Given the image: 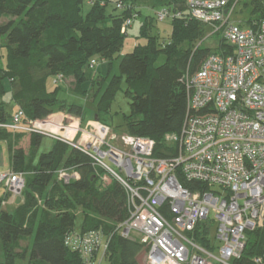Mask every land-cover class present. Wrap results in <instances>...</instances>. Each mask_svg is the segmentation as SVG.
Returning <instances> with one entry per match:
<instances>
[{
  "label": "trees",
  "instance_id": "trees-1",
  "mask_svg": "<svg viewBox=\"0 0 264 264\" xmlns=\"http://www.w3.org/2000/svg\"><path fill=\"white\" fill-rule=\"evenodd\" d=\"M157 1L161 4V0ZM124 2L136 3L135 0ZM85 3V0H0V97L7 94L8 82L14 104L13 113L0 104V124L10 123L20 111L24 114L23 124L45 121L52 117L58 105L69 116L82 119L85 107L60 101V86L54 83L55 79L73 77L79 93L87 80L84 72L91 61L112 64L119 60V74L110 76L109 71L103 79L102 93L96 101L97 120L110 126L106 116L125 78L127 95L132 97V114L126 118L127 134L153 140L155 157H171L174 148L166 143L165 137L182 131L188 102L183 79L188 72L195 74L211 52L196 45L204 39L198 40L201 27L208 26L190 18L187 0L164 1L166 4L160 8L171 5L186 8L178 9L182 17L173 20L170 38H163L162 42L159 34H153L156 20L152 16L140 29L139 38L145 39L146 44H139L122 55L126 38L123 27L130 18V10H118L115 3L112 13L108 14L104 0H94L85 13ZM255 17L264 18V8ZM254 19L251 17L244 23L251 24ZM178 22L182 24L176 25ZM185 43L189 47L183 50ZM160 54L165 55L166 62L156 66ZM51 77L54 90L48 88ZM24 135L29 136L28 152L18 139ZM43 139L41 134L0 128V143L9 148L11 171L26 178L24 191L27 190L28 202V206L9 213L0 200L3 254L0 264H18L25 260L27 264H83L80 256L65 245L66 237L77 231L78 210L83 214L81 233L101 230L110 239L106 252L110 264H142L144 245L122 237L117 231L118 225L129 218L124 186L114 178L101 188L103 175L109 174L98 168L89 155L63 142L55 141L48 153L38 156ZM61 170L75 172L79 178L68 184L61 182L58 180ZM184 185L192 189L198 186L196 183ZM51 186L54 196L64 200L65 205L56 212L53 200L46 199V207L55 212H41L36 222H27L26 208L33 203L34 195L42 197ZM161 211L169 213L167 207ZM213 227L210 221L201 222L194 232L196 242L210 251H214L210 241ZM251 236L256 238L249 244ZM27 238L33 240L29 256L19 250L20 241ZM263 260L264 230H256L248 234L241 258L231 264H262Z\"/></svg>",
  "mask_w": 264,
  "mask_h": 264
},
{
  "label": "built area",
  "instance_id": "built-area-1",
  "mask_svg": "<svg viewBox=\"0 0 264 264\" xmlns=\"http://www.w3.org/2000/svg\"><path fill=\"white\" fill-rule=\"evenodd\" d=\"M237 3L187 0L190 18L212 28L211 36L221 34L223 47L211 50L195 74L184 76L185 122L179 134L165 137L174 148L171 157H155L153 140L129 134L118 137L109 125L95 119L83 122L62 113L23 124L20 111L10 123L0 124L77 148L117 179L127 191L129 211L117 231L126 239L141 238L146 264H231L241 258L248 234L264 230V18L255 17L251 24L231 22ZM116 7L132 9L122 1ZM155 14L159 21L182 17L180 11L167 7ZM135 18L125 21L124 31ZM98 64L93 60L87 69ZM61 80L57 77L56 83ZM78 178L75 172L58 173L59 181L66 184ZM184 183L198 186L192 189ZM0 187L17 196L25 188V176L2 172ZM205 221L217 225L218 255L194 238L196 227ZM103 238L99 231H75L65 245L83 264L98 260L101 264L110 242L107 238L105 244Z\"/></svg>",
  "mask_w": 264,
  "mask_h": 264
},
{
  "label": "rangeland",
  "instance_id": "rangeland-1",
  "mask_svg": "<svg viewBox=\"0 0 264 264\" xmlns=\"http://www.w3.org/2000/svg\"><path fill=\"white\" fill-rule=\"evenodd\" d=\"M86 3L89 1H94V0H85ZM96 1V0H95ZM124 2V0H104V3L107 5L106 6V10L108 12V14L112 13L113 11V5L118 2ZM164 1L169 2L170 0H161V4H166L164 3ZM234 1H238L237 3V7L234 10V13L231 17V22H235L237 24H244V22H248L250 20V18H255V16L260 15L262 12V9L264 8V0H234ZM135 4H131L132 9L129 11L130 13V17L133 15H136L135 21L133 23V25L131 27H128L125 29V33L127 34V37L125 38V44H124V48L122 52L127 53L128 51H130L131 49L134 48V46L136 45V43L141 42L143 43L144 41L146 42L145 39L143 38H138L139 34H140V29H141V25L143 24V18L142 17H146V15H151L154 16L156 22L154 24V29H153V34H158L161 36L160 40L162 41L163 38H167L168 34L170 33V24L171 27H174L175 22H173L174 19L171 18H167L164 21H159L156 17V14H154V9L149 8L147 9L149 6H147L144 2V0H135ZM125 3V2H124ZM91 4V3H90ZM86 5V4H85ZM167 8H171L172 11H177L178 9H186L184 6H180L179 8L175 7L174 5L171 7L166 6ZM133 11V12H132ZM257 13V14H256ZM171 21V23H170ZM162 22H164L165 24L163 26ZM251 23V22H250ZM182 23H176V25H179ZM201 32H200V37L198 40L202 39L204 37V39L202 40L203 44L202 47L203 48H208L211 50H215V49H219L223 47V42H222V35L221 34H217V35H210L212 33V28L210 27H206L203 28L201 27ZM211 37H210V36ZM210 38H209V37ZM208 38V39H207ZM164 41V40H163ZM162 41V42H163ZM197 41L191 43V45H195ZM200 41L197 42L196 45H199ZM137 46V45H136ZM183 50H185L187 47H189L188 43H185L182 45ZM132 51V50H131ZM115 60L113 61L112 64L108 65L109 71H110V76L111 74H113V64ZM166 62V57L164 54H160L158 61L156 62V66H160L163 65ZM103 63H99L98 65L95 66L94 70H89L86 69L84 74L86 76V82L82 85V89L79 93L76 92V82L75 79L73 77H62L61 81H58V84L60 86L59 89V99L60 101H65V103H75L81 106L85 107V114L82 117V119H84L83 122H85L86 120L92 118V117H96L98 115V110L96 107V101L98 100V98L100 97L101 93H102V87H103V82H104V77L102 75H100V66ZM101 76V77H100ZM53 77L49 78L48 80V88L49 89H55V86L53 85ZM56 80L54 81V83H56ZM59 80V79H58ZM6 91L7 94L4 95L3 97H0V104H3V106L6 108V110L9 113H13V109H14V104L11 101V96H10V86L9 83L7 82L6 84ZM84 91V92H83ZM132 97L127 95V82L126 79L123 78L122 79V84H121V88L120 90L116 93L115 98L113 99L111 105H110V111L106 116V120L107 122L110 124L109 127H111L113 134L117 135L118 137H120L121 135H125L127 134V128H126V118H128L129 116H131L132 114ZM59 106V105H58ZM56 107L55 108V112L52 116L54 115H59V114H67L64 110H62L60 107ZM68 115V114H67ZM95 117L91 120H94ZM100 117H104L103 115H100ZM74 118V117H73ZM75 119V118H74ZM19 142H20V146L23 147L24 149L27 150V152L29 151V136L28 135H24V136H20L19 138ZM115 143L117 145H119L118 142L115 141ZM54 145V140L44 136L43 142L41 147L38 149V156H40L43 153H48L52 147ZM7 146V144H6ZM171 146V145H169ZM7 149L9 150L8 146ZM6 152V150H5ZM10 153V152H9ZM7 155V153H6ZM31 160V157L29 158ZM6 165L2 169L3 173H11V170H8L9 168V161H8V155L6 156L5 159ZM30 163V161H29ZM106 163L115 171H118V168L115 164H113L111 161H109L108 159L106 160ZM2 173V172H0ZM29 178V177H28ZM104 178V182L101 181V188L105 187L107 184L111 183L114 180V177L110 176V175H103ZM59 180V179H58ZM25 185H26V178H25ZM25 188L23 189V191L21 192V194L15 196L11 193H8L6 190H4L3 187H0V200L2 201V207L4 206H8L7 203L10 202L12 204L11 207H7V210L9 211V213H13L15 212L18 208H20L21 206H28V202H27V190L24 191ZM52 186L46 191V193L43 194L42 197H39L38 195H34V201L33 203H31L30 207L26 208V221L27 222H36L37 219L40 218L41 212H57L60 211V209L62 208V206L65 205V201L64 200H60L59 197H55L54 194L52 193ZM61 197V196H60ZM46 199H50L53 200V204H54V210L55 211H49V209L46 207L45 205V200ZM16 204H15V203ZM50 204H52L50 202ZM70 204V203H67ZM82 223H83V214L81 212V210L76 211V222H75V229L81 233V228H82ZM93 232V231H91ZM99 232H101L103 234V232L101 230H99ZM88 233V232H87ZM262 233V232H260ZM103 242L107 241V236H105L103 234ZM256 236H251L250 240H249V244L250 242H254ZM134 240H138L141 243V238L137 235L133 236ZM210 241H211V245L212 248H214V254L218 255L219 254V248H220V242L217 239V225H214V227L211 230L210 233ZM32 238H27V239H22L20 241V251L21 252H27L28 256L30 254V250L32 247ZM142 264H146V251L143 253V255L140 257ZM3 261V254H2V248H1V243H0V263H2ZM28 260L25 261H20L18 262V264H27ZM98 264H99V260H98ZM101 264H110V260L106 257L104 260L101 261ZM264 264V260L263 263Z\"/></svg>",
  "mask_w": 264,
  "mask_h": 264
},
{
  "label": "crops",
  "instance_id": "crops-1",
  "mask_svg": "<svg viewBox=\"0 0 264 264\" xmlns=\"http://www.w3.org/2000/svg\"><path fill=\"white\" fill-rule=\"evenodd\" d=\"M90 2L91 1L85 3L86 5H84V7H83L84 8L83 10L85 11V13L89 12V10L91 9ZM144 2H145V4L147 6H149L147 9H149V8L154 9V14H155L156 10H158L160 8L159 1H157V0H144ZM142 18L144 19L143 20V23H144V21H146L148 18H150V20H151L152 16L151 15H146V17H142ZM170 23H171V21H170ZM164 24L165 23L162 22V25L161 26H163ZM142 25H141V27H142ZM170 28H171L170 29V33L167 35L168 36L167 38H164L165 40H168L170 38V36H171V32H172L171 24H170ZM127 34H128V31H127ZM127 34H126V37H127ZM139 36H140V34H139ZM139 44L144 45V44H146V42L144 41L143 43H141V42L136 43V45H139ZM136 45L134 46V48L136 47ZM133 49H131V50H133ZM131 50L128 51L127 53L131 52ZM121 54L124 55L126 53L125 52H122ZM114 63L115 64H113V74L114 75L115 74H119V60H116ZM109 64H110V62H105V63L101 64V66H100V75H102L104 78H106L109 75V68H108V65ZM54 143H55V141H54ZM5 150H6V152H5ZM6 153L8 155V161H9V168H8V170H11V168H10V153H9V150L7 149V146H6L5 143H0V168H3L6 165V162H5V159H6V156H7ZM0 172H6V171H3L2 169H0ZM12 204H13V202L12 203L8 202L7 203L8 206H4L3 209L5 211L9 212L7 210V207H11Z\"/></svg>",
  "mask_w": 264,
  "mask_h": 264
},
{
  "label": "water",
  "instance_id": "water-1",
  "mask_svg": "<svg viewBox=\"0 0 264 264\" xmlns=\"http://www.w3.org/2000/svg\"><path fill=\"white\" fill-rule=\"evenodd\" d=\"M97 119H98V117L96 116V117H95V120H97Z\"/></svg>",
  "mask_w": 264,
  "mask_h": 264
}]
</instances>
